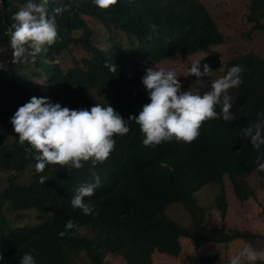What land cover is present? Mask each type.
Here are the masks:
<instances>
[{
    "label": "trees",
    "instance_id": "obj_1",
    "mask_svg": "<svg viewBox=\"0 0 264 264\" xmlns=\"http://www.w3.org/2000/svg\"><path fill=\"white\" fill-rule=\"evenodd\" d=\"M26 2L0 0V264H19L22 255L32 249L37 264H77L74 255L80 253L90 264H106L108 255L122 257L126 264H154L155 253L179 258L183 253L181 239L197 246L225 248L241 241L244 247L264 249L259 243L264 240L261 234L226 229L229 206L224 189L228 179L236 199L245 203L256 195L248 180L254 175L264 180V172L256 171L255 163L264 146L256 150L240 135L241 129L264 111V58L252 53L225 63L217 55L204 58L200 64H208L214 71L223 68L222 76L234 65L243 67V83L230 90L232 112L238 118L204 122L194 145L149 150L150 178L137 182L139 187L119 188V198L103 186L93 198L98 215H84L79 209H67L64 195L90 173L81 170L78 180L68 183H39L36 161L25 151L30 145L19 144L10 122L18 108L35 96L71 110H90L95 106V94L106 100L100 103L103 106L113 99L119 107L128 102L135 109L145 98L136 88L139 63H145L147 69L165 59L208 53L222 45L224 38L201 0H118L108 10L98 9L92 0H50V12L71 5L57 17L60 39L52 46L54 51L50 54L48 48L34 63H13L12 16ZM86 19L95 21L96 27H90ZM249 21L254 23V33L264 32V0L252 2ZM152 24L158 25V36L149 27ZM72 46L80 47L87 57L81 60ZM53 54L60 58L54 68L47 65ZM105 61L115 63L117 73L109 72ZM220 110L217 106L216 111ZM65 173L57 172L56 179L61 180ZM210 186L219 189L215 207L222 220L213 227L207 225L205 209L197 203L198 193ZM176 205L187 211L189 227L166 217V210ZM30 210H51L54 219L35 225L22 223L26 219L22 213ZM10 212L15 215L7 217ZM69 219L81 227H92L94 237L77 241L74 229L61 238L59 233ZM188 259L191 264L219 263L217 256L191 254Z\"/></svg>",
    "mask_w": 264,
    "mask_h": 264
},
{
    "label": "clouds",
    "instance_id": "obj_2",
    "mask_svg": "<svg viewBox=\"0 0 264 264\" xmlns=\"http://www.w3.org/2000/svg\"><path fill=\"white\" fill-rule=\"evenodd\" d=\"M92 3L98 9L108 10L118 0H92ZM49 4L50 0H27L13 14L11 27L14 30L10 40L13 63H34L38 55L48 48L51 49L50 54L54 51L52 46L60 39L57 17L69 10L71 5L55 7L50 12ZM149 27L158 36V25L152 24ZM51 56L53 59L47 60V65L54 68L59 65L58 56ZM167 60L147 69H139L138 80L147 91L141 84V89L136 87L145 98L135 109L128 102L119 107L113 99H108L109 105L103 106L100 103L106 100L102 101L101 97L100 100L94 99L95 106L90 110H71L59 103L53 104L47 98L34 96L15 112L10 122L19 138V144L24 146L27 142L30 145L25 151L36 161L35 172L39 174V183H68L78 180L81 170L90 173L66 190L64 198L67 209H79L84 215H98L93 198L103 186L111 188V193L119 198V188L131 185L139 187L140 183L150 178L151 162L147 159L149 150L153 152L159 147L194 145L201 135L200 129L204 122L221 118L231 122L238 118L232 112L234 99L230 90L243 83L242 66H232L223 76L224 71L217 77L213 73L212 79H208L205 84L197 85L199 79H196V86L192 87L189 81L180 80L175 67L171 70L158 68ZM200 62L196 60L191 64L190 75L208 78L211 72H215L208 64L202 66ZM104 67L111 73H117L118 66L115 63L105 61ZM217 106L220 112L216 111ZM240 135L246 137L254 149L260 150L264 146V111L258 112L257 119L241 129ZM255 163L256 171L264 172V151L259 152ZM163 166L167 167L165 164ZM65 170L63 178L56 179L59 177L57 172L62 174ZM27 212L38 215L39 221L35 224L54 219L51 210L46 213L32 210L23 212L26 219ZM14 215L13 212L6 213L7 217ZM74 229L77 241L94 237L92 227H81L72 219L66 222L64 231L59 235L63 238ZM33 252L35 249L25 252L19 264H37ZM80 256L87 258L84 253L74 255L76 262ZM0 259H3L2 255ZM223 259L222 256L221 264ZM257 261L264 264V249L258 250L246 245L229 258L228 264H257Z\"/></svg>",
    "mask_w": 264,
    "mask_h": 264
},
{
    "label": "rangeland",
    "instance_id": "obj_3",
    "mask_svg": "<svg viewBox=\"0 0 264 264\" xmlns=\"http://www.w3.org/2000/svg\"><path fill=\"white\" fill-rule=\"evenodd\" d=\"M206 6L211 17L213 18L218 30L221 32L224 43L222 45L214 46L208 53L199 52L189 56L187 59L180 57H174L161 63L160 67L166 70H171L175 67V72L183 81H189L192 87L196 86V79L198 80L197 85L207 82L208 79H212L211 75L214 76L221 74L223 68L211 72L207 77L197 78L196 76L189 74V68L191 64L196 60H203L207 56L217 55L224 63L231 61L232 58H236L239 55H245L252 53L256 57L264 58V32L254 33L252 31L254 23L249 21L251 4L254 0H201ZM87 24L90 27L95 28L96 22L86 19ZM102 37V36H101ZM101 37H96L98 40ZM73 49L77 50L81 60L87 57L86 52L81 50L78 46H72ZM60 62V58H57ZM57 62H53L56 64ZM168 67H166V66ZM147 67L145 63H139L140 69ZM202 71V66H201ZM203 72V71H202ZM130 78V77H128ZM36 83H42L39 79H33ZM139 81V80H138ZM145 91L146 88L142 82L136 85L141 89V85ZM201 87V86H200ZM93 99H101V96L92 95ZM251 188L256 191L255 198L250 199L245 203H240L234 196L232 186L228 179L224 181V189L226 193V199L229 206L227 217H226V229H238L245 230L249 229L252 232H256L264 236V180L260 179L257 175L252 176L248 180ZM219 189L216 186H210L201 190L197 195V203L201 205L206 212L207 225L215 226L222 224L220 214L215 207V197ZM27 219L23 223L35 224L39 221L38 215L34 212H27ZM10 216V215H8ZM166 217L172 219L176 223L183 227L190 226V219L184 206L176 205L170 207L166 211ZM261 247L264 248V240L259 242ZM183 253L179 258H169L165 255L156 253L153 256L154 264H191V259L188 257L192 255H198L200 257H212L217 256L219 263L221 264V257L223 256L222 264H228L229 258L234 256L237 252L241 251L244 247L243 242H233L229 248L212 246L210 244H200L199 246L194 245L189 240H182ZM77 264H89L87 258L80 256L77 260ZM106 264H126L125 260L119 256L110 255L106 258Z\"/></svg>",
    "mask_w": 264,
    "mask_h": 264
},
{
    "label": "bare ground",
    "instance_id": "obj_4",
    "mask_svg": "<svg viewBox=\"0 0 264 264\" xmlns=\"http://www.w3.org/2000/svg\"><path fill=\"white\" fill-rule=\"evenodd\" d=\"M117 19H118V18H117ZM117 19H116V20H117ZM121 19H122V18H121ZM120 21H121V20H120Z\"/></svg>",
    "mask_w": 264,
    "mask_h": 264
}]
</instances>
